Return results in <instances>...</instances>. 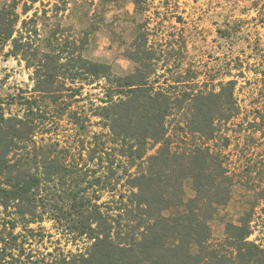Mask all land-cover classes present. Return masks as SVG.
<instances>
[{
	"label": "trees",
	"instance_id": "1",
	"mask_svg": "<svg viewBox=\"0 0 264 264\" xmlns=\"http://www.w3.org/2000/svg\"><path fill=\"white\" fill-rule=\"evenodd\" d=\"M143 1L133 0L136 10ZM21 2L0 9V41L34 82L27 95H0V264H264V244L251 238L264 200V144L242 143V135H264V110L242 134L233 129L243 123L235 80L196 89L178 71L160 82V59L142 28L129 53L134 70L116 74L84 55L87 34L57 24L43 36L39 11L25 2L19 12ZM95 82L103 95L93 101V121L72 99ZM53 108L77 125L76 139L47 135ZM254 151L259 161L243 159ZM239 184L255 201L215 238L210 221Z\"/></svg>",
	"mask_w": 264,
	"mask_h": 264
},
{
	"label": "rangeland",
	"instance_id": "2",
	"mask_svg": "<svg viewBox=\"0 0 264 264\" xmlns=\"http://www.w3.org/2000/svg\"><path fill=\"white\" fill-rule=\"evenodd\" d=\"M9 1L0 0V9ZM25 2L39 11L43 36L57 24L65 27L66 33L87 34L84 55L109 63L116 74H128L134 70L136 63L129 53L133 49L136 29L142 28L149 35V46L157 50L160 59L154 74L160 82L171 83L172 76L178 71L186 75L188 87L196 89L218 90L222 82L235 80L243 123L233 129L242 131V134L251 126L249 122L264 110V0H144L141 11L136 10L133 0H39L34 3L22 0L19 12ZM32 73L25 61L11 55L10 46L0 41V95L29 94L34 86ZM97 83L85 84L81 100L72 99V107L79 105L93 121L97 119L92 114L93 101L99 102L103 95ZM46 101L43 100L42 105ZM48 110L47 135L64 143L81 134L62 108ZM11 111L19 112V105H12ZM91 129L101 130L97 125ZM255 135V140L242 135V143L261 141L264 144V135ZM251 154L243 159L260 160L257 151ZM186 188L188 195H193L190 181ZM255 195L240 184L233 188L229 202L219 207L210 221L215 238L224 237L226 223L238 221L254 203ZM253 224L251 238L264 244V200L255 207ZM43 225L55 238L60 237L51 221ZM32 226L39 227L38 224ZM20 230L19 226L16 231ZM40 231L42 233V229ZM41 243L34 241L35 249H42ZM62 244L66 250L77 251V246L65 239ZM84 246L79 242L78 247Z\"/></svg>",
	"mask_w": 264,
	"mask_h": 264
}]
</instances>
